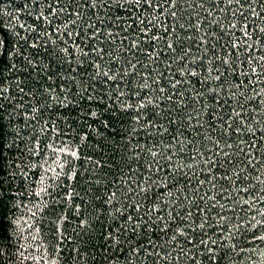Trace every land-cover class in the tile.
Wrapping results in <instances>:
<instances>
[{
    "label": "trees",
    "instance_id": "1",
    "mask_svg": "<svg viewBox=\"0 0 264 264\" xmlns=\"http://www.w3.org/2000/svg\"><path fill=\"white\" fill-rule=\"evenodd\" d=\"M0 264H264V0H0Z\"/></svg>",
    "mask_w": 264,
    "mask_h": 264
}]
</instances>
